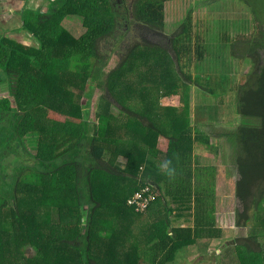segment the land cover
Listing matches in <instances>:
<instances>
[{"label":"trees","instance_id":"1","mask_svg":"<svg viewBox=\"0 0 264 264\" xmlns=\"http://www.w3.org/2000/svg\"><path fill=\"white\" fill-rule=\"evenodd\" d=\"M168 1L133 0L132 18L165 33ZM238 1L253 15V31L227 37L234 53L239 48L243 54L233 56L251 65L235 87L229 77L192 75L191 13L170 38L173 54L141 34L110 73L108 96L133 124L140 120L148 141L155 142L147 153L135 136H111L115 103L107 96L100 98L97 123L90 126L82 113L79 83L94 78L105 60L100 45L117 28L112 2L53 0L45 12L23 7L20 30L37 45L0 33V264H181V253L193 251L196 242L221 237L218 170L201 167L195 150L199 145L222 157L221 142L212 135L220 128L192 127V85L222 102L233 92L234 112L252 122L226 128L222 136L238 172L235 224L250 230V236L230 244V252L236 264H264L259 239L264 233V0ZM68 16L83 18L84 35L76 38L63 26ZM209 49L197 44L196 59L203 61ZM4 90L8 95L1 94ZM32 135L39 136L37 153L14 156L18 164L7 188L1 163L24 150V139ZM120 155L127 158L123 169ZM168 161L172 175L162 168ZM137 194L145 208L130 204ZM123 212L134 223L126 247L117 239ZM26 243L36 248V256Z\"/></svg>","mask_w":264,"mask_h":264},{"label":"rangeland","instance_id":"2","mask_svg":"<svg viewBox=\"0 0 264 264\" xmlns=\"http://www.w3.org/2000/svg\"><path fill=\"white\" fill-rule=\"evenodd\" d=\"M50 1L53 0H29L26 3L20 2L13 7L12 5H8L6 2H3V15L7 16L6 14L9 12L8 8L14 9V7V11H18V15L14 13L15 16L13 20L9 21L11 23L4 22V24H2L0 21V33H5L10 38H19L21 40L20 42L26 45H37V41L34 36L30 35L26 31H15V33L10 34L9 30L11 28L13 29L14 27L21 28V12L24 6L33 10H42L45 12L47 10V3ZM109 1L112 2V4L116 7V31L112 37L103 40L100 45L105 60L100 65L101 67H98V71H96L94 78H87L84 79V83H79V88L83 91L81 93L83 98L82 101H84L82 113L84 114L86 120L90 122V126H92L94 123H97L98 121L96 114L101 110L99 106L101 102L100 98L107 96L109 99H111V97L108 96L106 89L107 80H109L110 73L120 65L122 59H127V57L130 55L133 44L140 40L141 34H143V36L146 37L147 40L151 42V44L161 45L163 47L167 46V49L173 54L170 46V38H172L179 31L182 23L187 18V16L190 15V13L192 14V23L195 30L193 35L194 39L191 44L192 64L190 65V71L193 76L221 75L223 78L229 77L232 78V86L235 87V84H237L240 77L251 70V65H249L246 61L239 57L237 58L233 56L234 54H243L240 52L241 49L239 48H236L237 52L234 53L227 40V37L235 39L241 34H246L253 31V15L238 0L168 1L165 5V33L153 31L147 26L137 24L134 21L132 18L133 0ZM1 10L2 9L0 7V12ZM1 16L2 15L0 13V18ZM6 18L8 21L10 16L8 15ZM63 26L76 38L81 37L87 31L83 18L79 16H68L64 20ZM196 34L199 36H196ZM197 44H201V46L208 45L210 47L209 52L205 55L203 61L197 60ZM1 94L8 95L7 90L2 91ZM191 94L192 111L190 119L192 121V127H198L199 129L204 130V128H206V124L205 121L201 120L200 118H205L204 116L207 115H212L214 120L219 119V123L217 124L220 126L221 130L219 131V129H212V135L214 137L213 141L220 138V142L222 143V145L220 143V146L223 152L221 153L222 157L215 154V152L208 151L199 145H197L195 150L199 151V154L196 155H198V160L201 163V167L217 168L219 174L217 192L220 193L222 198H228L229 200V203H226L224 206L222 205L219 209V212L221 213L220 220H222L223 224H235V216L237 209H239V204L235 199L234 181L236 182L238 179V172L236 166L233 164L234 158L232 156L233 154L231 153L232 150L229 149L230 146L228 147L227 144L229 142L224 141L223 139L225 137L222 136L224 132H227L226 128L234 130V128L239 127V125H249L252 122L241 119L240 116L237 115L236 111L234 112L235 98L232 96L234 94L233 92L229 94L231 97L227 96L226 98H223L225 103L221 101V96L215 98L212 96H207L206 92H204L201 87L197 85L191 86ZM111 100L113 103H115L113 99ZM139 102L137 103L138 105ZM153 102L154 98L152 99V104ZM160 104L165 106V103H162V101ZM114 105L115 106L112 109V112L113 116H115V119L112 123L113 126L111 129V136L120 139H126L129 138V136H135L137 146L139 145V148L141 150L143 148L144 152L147 153L152 147L155 146V142L153 140L148 141V130L140 127V124H142L140 120L139 125L133 124L128 116H123L121 114V108H119L116 103ZM163 110L164 109H162V114L170 112L168 110ZM172 110H175V108L173 107ZM150 119H152L149 120L151 122L156 120L154 117ZM229 122H232V124L227 125L226 123ZM253 124L258 125L259 121H254ZM204 131H206V129ZM38 140V135L27 137L24 139V150L23 148L19 149L17 154L9 155L8 158L4 159V161L1 163V166L3 167L1 174L4 176V181L7 184V188H10L12 182H14V172L18 164V160H16L14 156H19V153L21 158L26 159L29 158V153L31 156H35L37 153L36 149ZM158 145V147L161 149L164 146V144L161 142H158ZM1 151L2 150L0 149V152ZM26 152L29 153L27 154ZM225 152L228 156L225 155ZM159 158L163 159L164 156L161 154ZM117 164L121 169H123L126 167L127 158L120 155ZM120 212H122V210H120ZM118 216L119 219H117V223L119 228L117 239L120 240V242H124L126 247V238H128L130 243L132 242V237H130L129 231L132 227L131 224L134 223L132 216H130L129 213H118ZM87 231L88 226L85 228V232ZM25 248L32 249L33 251L31 250V252L35 256L37 255V250L31 243H26ZM188 254L189 252H187L186 256ZM182 262L185 264V261ZM187 262L190 263L189 260H187ZM193 263L200 264V262L196 261L190 264Z\"/></svg>","mask_w":264,"mask_h":264},{"label":"crops","instance_id":"3","mask_svg":"<svg viewBox=\"0 0 264 264\" xmlns=\"http://www.w3.org/2000/svg\"><path fill=\"white\" fill-rule=\"evenodd\" d=\"M3 2H6L8 5H12V7H13L20 2L22 3L23 1H21V0H0V7L2 9L0 12L2 15L0 18V21L2 24H4V22L11 23L9 21L13 20L15 14L18 15V13H17L18 11L17 10L14 11L15 7H14V9L8 8L9 12H7L6 15L7 16L9 15L10 19L7 21V18H6L7 16L3 15V13H4V9L2 8L3 7L2 5H4ZM21 16H22V14H21ZM20 29L21 28H15L14 27L13 29L11 28L9 31H10V34H12V33H15V31H21ZM16 40L21 41L19 38H16ZM204 117L205 118L202 117L200 119L205 121L206 128L208 125H213V127L220 128V126H218V124H217V123H219L218 122L219 119L218 120L212 119L211 118L212 115L211 116L207 115ZM226 124L231 125L232 122H229ZM206 128H204V130ZM219 130H221V129H219ZM219 140H220V138H219ZM217 160H219V159H217ZM218 176L219 175H217V180H219ZM234 187H235V181H234ZM216 191H218V187H217ZM226 199L222 198L220 196V193H218V200H216L217 206H218L217 207V218H218L217 221H218L219 229H221L223 231L222 236L217 238V239L200 240V241L196 242L194 244L195 246L193 245L194 248L191 249L193 251H189L188 249H186V251L181 253V255L179 256V259L181 261H185L186 264H190L187 262V260H189V262H194L197 260V262H200V264H236L232 254L230 252L231 251L230 250L231 249L230 244L239 238H246V237L250 236V230L248 228H238L236 226V224H223L222 223V220H220L221 213L219 212V209L221 208L222 205L224 206L226 203H229L228 198H226ZM235 199H236L237 203L239 204L238 199L236 197H235ZM232 200H233V198H232ZM232 200H230V201H232ZM190 225H192V224H190ZM259 239L264 244V233L263 232H261ZM187 252H189V254L186 256ZM204 253H205V255H204ZM194 254H195V258L193 257ZM222 258H223V263H222ZM169 264H178V263L176 261H173ZM181 264H184V263H181ZM193 264H195V263H193Z\"/></svg>","mask_w":264,"mask_h":264},{"label":"built area","instance_id":"4","mask_svg":"<svg viewBox=\"0 0 264 264\" xmlns=\"http://www.w3.org/2000/svg\"><path fill=\"white\" fill-rule=\"evenodd\" d=\"M131 205H137L138 207L145 208L146 205L142 202V195L137 194L133 199L130 200Z\"/></svg>","mask_w":264,"mask_h":264},{"label":"clouds","instance_id":"5","mask_svg":"<svg viewBox=\"0 0 264 264\" xmlns=\"http://www.w3.org/2000/svg\"><path fill=\"white\" fill-rule=\"evenodd\" d=\"M170 165H171V161H168L164 165H162V168L166 170L168 175H172L175 172V169L171 167Z\"/></svg>","mask_w":264,"mask_h":264}]
</instances>
